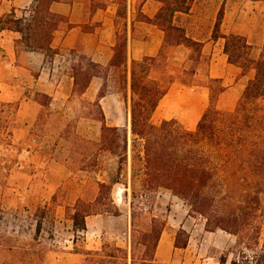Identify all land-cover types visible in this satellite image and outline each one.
<instances>
[{
    "label": "rangeland",
    "instance_id": "374dc122",
    "mask_svg": "<svg viewBox=\"0 0 264 264\" xmlns=\"http://www.w3.org/2000/svg\"><path fill=\"white\" fill-rule=\"evenodd\" d=\"M142 1L94 0L91 7L112 4L117 8L114 52L126 36L124 18L127 17L128 5L130 4L132 18L141 22L140 6ZM254 1L194 0L191 4L190 16H178L175 22L185 25L187 32L196 38L204 39L208 36L217 12L222 7L223 19L219 26V32L221 34L234 32L235 34H242L241 36L245 34V40L250 45L249 57L255 58L261 49V38L264 35V3H254ZM27 2H29L28 6L22 8L24 3ZM31 2L32 0H16L14 6L12 0H0V13L3 15L13 8L15 9V15L19 17L23 15V10L30 7ZM54 3H49V6L46 5L51 13L53 12L50 7ZM235 12H237L236 18L232 19ZM60 24L65 26L63 22ZM60 24L58 23L57 27ZM163 52H165L167 58L174 59L179 63H186L187 51L183 48H166ZM82 55V53L76 51H57L56 56L45 54L46 62H48L47 67L53 68L52 81L56 84L61 81V84H65L64 87L68 90L69 83L66 76L69 77V68L72 64H75L76 57ZM203 55L207 59V67L201 65L198 70L194 71L192 76L182 80L177 79L168 92H178V94H175L170 102L167 99L159 103L150 117V124L158 125L164 118H169L168 115H174L173 119L184 129L193 130L195 128L206 107L208 98L204 74L208 70L209 56ZM52 60H54L53 63ZM249 76V74H241L234 80L222 81L225 88L229 87L230 90L228 93H222L219 96L216 106L220 110L229 112L234 109ZM182 81L189 84H182ZM90 82L91 94L72 96L66 110L60 109L59 106L51 107V110L42 109L37 120L41 121L40 124L46 120V124L44 122L43 126H40L39 123L34 126V122L29 125L26 129V141L18 146V149H21V156L22 149L25 148L34 149L43 145L56 146L55 152L59 154H55L62 161L66 160L65 165L69 176L64 185L56 191L53 201L43 202L33 191H23L20 192L19 201L16 202L18 197L15 195L16 192L12 191L8 177L5 181L0 180V264H72L71 257L67 254L70 246L72 248L69 252L77 255L78 262L76 264H90V262L84 263L85 259L101 261L102 264H130L131 256H133L134 264H149L143 263L141 259L154 258L158 232L161 233L162 231L173 234V245L178 248L186 244L188 236H191V247L194 250H198L202 254H215L216 261H219L220 264H232V261L237 264H254L255 260H258V264H264V216L259 213L260 211L256 212L258 216L254 224H251V228L255 226V230L258 231L255 248L252 250L246 249L239 244L238 237L216 229L214 230L217 232L215 237L204 249L203 235L206 230L204 228L205 220L202 216L191 214L188 206L182 200L174 197L164 188L147 189L142 185L141 176L136 177L130 183L131 161L129 148L132 142L129 131L128 98L125 95L123 82L117 79L110 81L103 76H94ZM98 84H101L102 91L109 96L108 101L104 102L103 108L100 105L104 122L99 120L97 111L91 107V103L94 101L92 92ZM205 94L206 97H204ZM200 96H203L201 103L197 99ZM37 99L39 102L45 101L43 95L38 96ZM168 108L172 111L166 112ZM59 118H62V123L53 128ZM15 120L14 104L0 102V140L6 138L7 132L11 131L12 133ZM117 121L121 122V126L116 128L122 131L126 130L127 160L122 163L119 182L110 183V191H100L101 196L97 200V204H93L95 196L98 195L95 181L101 178L104 179L106 171L112 177L116 176V162L121 152V135H114L116 137L115 143L110 145L109 142L100 137L99 127L102 123L107 127H114L113 124ZM106 138H111V136L108 135ZM1 143L0 141V148ZM15 153L14 149V155ZM96 153H99L97 166L91 168L93 156ZM51 155L53 154L50 152L46 154V159ZM18 162L20 167L29 171L22 157L19 156L16 163ZM139 165V163L135 164L136 172L140 168ZM82 166L89 168L91 171H81ZM81 185L82 197L80 202L86 206L91 204L92 211L103 216L102 222L99 223L102 240L100 248L97 249H86L83 239L84 233L78 231L81 224L79 221L81 214L76 217L78 222L76 226L72 222V207L76 203L73 204L72 202L77 196ZM117 190L121 191L119 198L116 194ZM131 192H134V198L131 197ZM239 199L237 198L232 204L237 206L236 202ZM260 202L262 209H264V195H260ZM63 205L65 209H63ZM214 206L213 210L216 209V204ZM131 208L134 216L133 226L130 224ZM114 216L119 217L115 219ZM153 217L155 221L151 222ZM123 227H126L129 239L120 236L119 231ZM250 231L252 232V230ZM124 240L127 241V246L118 247L117 244L123 243ZM71 241H73V245ZM115 248H119L120 251L117 252ZM93 251L98 252V256H86L87 252ZM105 255L115 257L111 258ZM179 257L182 258L180 252L176 253L169 263L175 264V261H179ZM169 263L155 260L150 264ZM206 264H215V262L214 260H208Z\"/></svg>",
    "mask_w": 264,
    "mask_h": 264
},
{
    "label": "trees",
    "instance_id": "16d2710c",
    "mask_svg": "<svg viewBox=\"0 0 264 264\" xmlns=\"http://www.w3.org/2000/svg\"><path fill=\"white\" fill-rule=\"evenodd\" d=\"M58 1L32 0L30 7L23 10V15L19 17L12 8L0 17V31L18 33V43L24 49L43 51L46 55L57 54L56 50L51 49L50 40L61 18L51 13L46 5ZM156 1L159 8L152 21L163 33L162 47L158 53L131 60L127 65L124 36L107 67H100L90 59L78 56L74 60L75 64L69 68V77L73 84L72 96L83 95L94 76L123 82L125 95L128 91L129 131L132 142L129 148L130 183L141 176L142 185L147 189L161 187L168 190L188 206L191 214L204 218L206 231L219 229L227 232L238 237L240 245L252 250L255 248L258 231L255 226L251 228V224H254L258 216L257 211L264 216V209L260 205V195H264V37L257 57L250 58V45L243 36L234 33L223 35L219 32L223 17L221 7L217 12L211 37L223 40L222 52L228 63L238 67L242 75H250L234 109L225 112L216 106L225 86L222 80L209 78L206 72L204 78L208 91L207 104L193 130L184 129L174 119L152 125L149 122L150 117L172 84L177 79L192 76L201 65L206 68L208 64L202 54V43L187 37L183 28L173 22L175 14L189 12L194 0ZM140 15L141 22L148 21ZM166 48L185 49L186 63L167 58L163 52ZM182 84L189 83L182 81ZM103 96L101 86L91 103L101 122H104V115L99 100ZM44 97L45 101L39 103L47 107L48 97ZM61 120L62 118L56 120L57 124L53 128L61 124ZM39 122L41 121L36 119L34 126ZM44 122L46 124V120ZM44 122L39 123L40 126H43ZM98 133L110 145L115 143L114 135L120 134L121 152L116 162V176L112 177L106 171V179L95 181L98 195L95 196L93 204H97L101 196L100 191H110V183L119 182L122 163L127 160L126 130L107 127L102 123ZM108 135L111 138H106ZM0 141V180L5 181L12 169L20 167L16 161L19 160L21 149H18L20 143L13 139L11 131ZM14 149L18 152L15 155ZM97 156L99 153L94 154L91 168L97 166ZM136 163L140 164L138 172L135 171ZM80 170L91 171L85 166ZM134 196V192H131V197ZM237 198L240 199L236 202L237 206H234L232 202ZM215 204L216 209L213 210ZM91 207V204L83 205L80 200L72 207L74 226L78 224L76 217L81 214L78 231L84 230L85 217L97 214ZM133 218L131 208L132 226ZM154 221L155 218H151V222ZM159 235L160 232L157 241ZM115 249L120 251L119 248ZM86 256H98V252H87ZM141 261L150 264L155 262V259L151 257ZM86 262L102 264L101 261L85 259L84 263ZM130 264H134L133 256ZM232 264L237 263L232 261ZM254 264H258V260H255Z\"/></svg>",
    "mask_w": 264,
    "mask_h": 264
},
{
    "label": "crops",
    "instance_id": "0c3cea01",
    "mask_svg": "<svg viewBox=\"0 0 264 264\" xmlns=\"http://www.w3.org/2000/svg\"><path fill=\"white\" fill-rule=\"evenodd\" d=\"M12 1L15 6L16 0ZM254 3H264V0H255ZM28 4L29 2L24 3L22 8L27 7ZM93 4L94 0H59L51 5L50 10L61 18L59 24L63 22L65 26L60 24L53 32L50 47L56 51L82 53L84 58L90 59L100 67H107L114 52L117 8L112 4L91 7ZM158 8L159 3L156 0H143L140 12L148 21L138 22L132 18L130 4L128 5L127 17L124 18L127 65H129L131 60H139L143 57L156 55L162 47L163 33L152 21ZM189 13H191V8L186 14L177 13L173 18V22L183 28L187 37L202 43V54L209 56L208 77L223 81L234 80L236 77L241 76V70L226 61V57L222 52L223 40L221 38L212 39L211 37L216 19L208 36L204 39H198L187 32L185 25L175 22L176 17H189ZM236 14L237 12L234 13L232 19L236 18ZM84 26L87 27L85 28ZM230 33L234 32L223 33V35ZM237 35L241 36L242 34ZM244 36L246 37L245 34H243ZM19 38L20 36L16 32L0 31V102L14 104L16 122L12 129V137L16 142L23 144L26 141L27 127L36 121L42 109L51 110V107L54 106H59L60 109L64 110L67 109L68 103L72 100L73 84L72 79L67 76L68 90L64 87L65 84H61V81L57 84L56 82L54 83L52 81L53 68L47 67L48 62H46L45 54L39 50L31 51L22 48L18 43ZM261 39L263 43V38ZM53 61L51 62L53 63ZM100 88L101 84H98L94 92H92L94 99ZM90 89V85H88L84 95L91 94ZM229 90L230 88L226 87L223 93H228ZM175 94H178V92H168L159 100L158 105L167 99L170 102ZM40 95L48 97L47 107L40 105L37 99ZM204 97H206V94ZM108 99L109 96L104 93V96L99 100L102 108L104 102L108 101ZM197 99L201 103L203 96ZM116 102L119 103L118 101ZM168 111L172 110L168 108L166 112ZM168 116L169 118L166 117L164 120L174 118V115ZM113 126L120 127L121 122H114ZM56 149V146L47 145L34 149H22V156L20 155V157H22L29 171L19 167L12 169L8 174V182L12 186V191L16 192L15 195L18 197L16 202L19 201V194L23 191H33L43 202L53 201L56 191L64 185L69 176L64 161L55 154L58 153L55 152ZM49 152L53 155L46 159V154ZM81 189L82 185L77 196L73 199V204L82 197ZM118 192L119 198L121 191L118 190ZM63 209H65L64 205ZM118 217L114 216L113 218L117 219ZM102 219L103 216L100 214L84 218V230L82 232L84 233L83 239L87 250L100 248L102 232L99 230V223L102 222ZM216 233V231H204V249L212 242ZM119 234L129 239L126 227H123ZM173 240L174 236L172 233L163 231L160 233L154 252L155 260L169 263L173 260L172 258L176 253L180 252L182 258L179 257V261H175V264H206L208 260H214L215 264H220L219 261H216L215 254H202L200 251L194 250L191 247V236H188L187 242L182 248L174 247ZM71 242L73 245V241ZM117 246L126 247L127 241L124 240L123 243H118ZM71 248V246L68 248L67 254L71 257L70 261H72V264H76L78 258L75 253H70Z\"/></svg>",
    "mask_w": 264,
    "mask_h": 264
},
{
    "label": "bare ground",
    "instance_id": "6f19581e",
    "mask_svg": "<svg viewBox=\"0 0 264 264\" xmlns=\"http://www.w3.org/2000/svg\"><path fill=\"white\" fill-rule=\"evenodd\" d=\"M119 192H118V190L116 191V194H118Z\"/></svg>",
    "mask_w": 264,
    "mask_h": 264
}]
</instances>
